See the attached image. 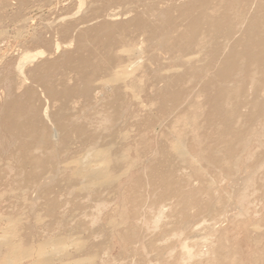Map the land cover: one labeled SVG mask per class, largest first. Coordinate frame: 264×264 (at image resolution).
I'll return each mask as SVG.
<instances>
[{"label":"rangeland","instance_id":"rangeland-1","mask_svg":"<svg viewBox=\"0 0 264 264\" xmlns=\"http://www.w3.org/2000/svg\"><path fill=\"white\" fill-rule=\"evenodd\" d=\"M0 264H264V0H0Z\"/></svg>","mask_w":264,"mask_h":264},{"label":"bare ground","instance_id":"bare-ground-1","mask_svg":"<svg viewBox=\"0 0 264 264\" xmlns=\"http://www.w3.org/2000/svg\"><path fill=\"white\" fill-rule=\"evenodd\" d=\"M227 14V13H226ZM199 24V23H198ZM240 26V24H239ZM252 29V28H251ZM247 32V31H246ZM233 38V37H232ZM238 43V42H237ZM249 47V46H248ZM226 49V48H225ZM225 52V51H224ZM40 52L37 53H32V52H26L23 53L21 56V67H23L28 61L33 60ZM256 53V52H255ZM252 56V55H251ZM257 56V55H256ZM242 59V58H241ZM256 60V59H255ZM199 62H203V61H199ZM237 64V63H236ZM255 64V63H254ZM243 66V65H242ZM111 79V78H110ZM237 89H239L237 87ZM237 91V90H236ZM228 104V103H227ZM110 116V115H109ZM112 118L110 117V120ZM177 142H178V149L180 154H184L185 152V148L183 146V141L182 139H178L177 138ZM183 149V150H182ZM108 150H99L95 155L92 156L91 160L94 161L95 163L99 164L100 166L97 168L96 172H95V177L92 178V181L95 183H100V182H109L110 180H112V176L110 174V161L111 159L109 158V153L107 152ZM90 160V161H91ZM183 224H174L171 225V230L170 232L173 233H177L180 231L181 228H183ZM189 239V238H188ZM191 243V242H189ZM60 246V245H59ZM63 250V248H62ZM61 251L59 248L56 249V252ZM68 254V253H67ZM63 255V254H62ZM60 257V256H59ZM65 257V256H64Z\"/></svg>","mask_w":264,"mask_h":264}]
</instances>
